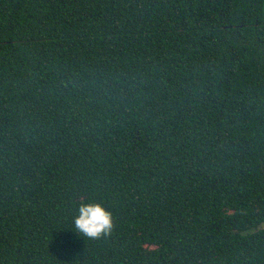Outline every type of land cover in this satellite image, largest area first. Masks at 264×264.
<instances>
[{"label": "trees", "instance_id": "16d2710c", "mask_svg": "<svg viewBox=\"0 0 264 264\" xmlns=\"http://www.w3.org/2000/svg\"><path fill=\"white\" fill-rule=\"evenodd\" d=\"M0 264H264V0H0Z\"/></svg>", "mask_w": 264, "mask_h": 264}, {"label": "clouds", "instance_id": "9594fccd", "mask_svg": "<svg viewBox=\"0 0 264 264\" xmlns=\"http://www.w3.org/2000/svg\"><path fill=\"white\" fill-rule=\"evenodd\" d=\"M76 230L91 239L107 235L113 228L112 215L100 204H82L74 219Z\"/></svg>", "mask_w": 264, "mask_h": 264}]
</instances>
